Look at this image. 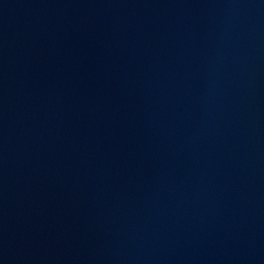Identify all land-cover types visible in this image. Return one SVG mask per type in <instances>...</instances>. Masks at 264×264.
<instances>
[{"label":"water","instance_id":"water-1","mask_svg":"<svg viewBox=\"0 0 264 264\" xmlns=\"http://www.w3.org/2000/svg\"><path fill=\"white\" fill-rule=\"evenodd\" d=\"M0 264H264V0H0Z\"/></svg>","mask_w":264,"mask_h":264}]
</instances>
